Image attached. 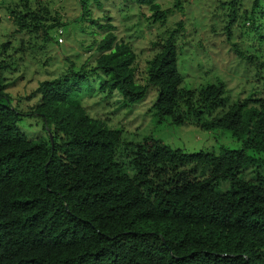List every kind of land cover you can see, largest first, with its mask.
Instances as JSON below:
<instances>
[{"label": "trees", "instance_id": "16d2710c", "mask_svg": "<svg viewBox=\"0 0 264 264\" xmlns=\"http://www.w3.org/2000/svg\"><path fill=\"white\" fill-rule=\"evenodd\" d=\"M76 1L92 21L99 0ZM131 1L151 12L152 25L171 14L158 0ZM244 1L219 3L230 11L225 41L260 75L245 98L231 100L219 79L185 88L175 29L151 43L138 71L130 44L98 24L105 32L95 64L72 63L29 96L44 133L32 137L18 126L25 114L6 91L0 61V264H264V0L243 9ZM13 5L16 31L30 39L47 43L64 24L43 0ZM239 18L258 41L257 56L254 45L248 54L231 42ZM94 83L131 104L151 87L156 123L195 125L240 147L186 152L149 134L125 141L122 129L82 105L83 88L91 94Z\"/></svg>", "mask_w": 264, "mask_h": 264}, {"label": "rangeland", "instance_id": "374dc122", "mask_svg": "<svg viewBox=\"0 0 264 264\" xmlns=\"http://www.w3.org/2000/svg\"><path fill=\"white\" fill-rule=\"evenodd\" d=\"M158 1L162 8L171 9L170 16L162 25H152L147 19L151 12L147 8L141 10L131 0H99L90 6L92 21L87 16L81 17L76 0H43L50 15L64 23L60 26L62 41L58 40L54 29L51 40L46 43L42 35L30 39L29 34L16 31L9 8L18 0H0V61L8 66L4 74L8 85L6 91L16 101L20 100L21 109L18 110L25 114L19 121V128L28 136H44L43 132L40 133L42 122L29 112V106L36 100L29 96L42 80L64 74L72 63L77 68L83 63H86V68L94 65L96 44L105 32V28L99 25L104 24H111L117 38L130 44L137 57L138 71L143 69L144 61L153 53L151 43L166 31L175 29L176 35L181 37L178 38V68L185 88H197L219 79L225 84L231 100L239 96L245 98L244 95L256 91L253 87L259 81V72L237 57L224 39V26L230 11L220 6V0ZM248 6L245 0L243 9ZM178 22L182 23L181 26ZM230 29L231 42L244 52L254 45L251 51L257 56L258 41L249 25L239 18ZM260 48L263 55L264 45L263 49ZM81 96L82 105L89 115L103 118L112 128L122 129L125 141H139L149 134L172 148L186 152L218 151L221 144L229 148L240 147L236 139L219 137L218 132H209L195 125L156 123L151 109L156 91L151 87L146 97L134 104L123 100L119 93L108 96L100 92L97 83H94L91 94L83 88Z\"/></svg>", "mask_w": 264, "mask_h": 264}, {"label": "built area", "instance_id": "2783aa9c", "mask_svg": "<svg viewBox=\"0 0 264 264\" xmlns=\"http://www.w3.org/2000/svg\"><path fill=\"white\" fill-rule=\"evenodd\" d=\"M57 34H58V40L61 42L62 41L63 30L61 28H58L57 29Z\"/></svg>", "mask_w": 264, "mask_h": 264}]
</instances>
